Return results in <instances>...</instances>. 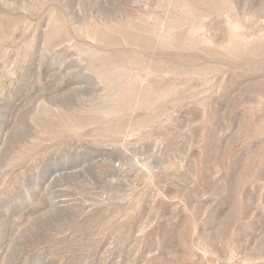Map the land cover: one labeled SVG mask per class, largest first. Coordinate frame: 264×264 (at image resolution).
<instances>
[{
  "label": "rangeland",
  "instance_id": "374dc122",
  "mask_svg": "<svg viewBox=\"0 0 264 264\" xmlns=\"http://www.w3.org/2000/svg\"><path fill=\"white\" fill-rule=\"evenodd\" d=\"M0 264H264V0H0Z\"/></svg>",
  "mask_w": 264,
  "mask_h": 264
},
{
  "label": "bare ground",
  "instance_id": "6f19581e",
  "mask_svg": "<svg viewBox=\"0 0 264 264\" xmlns=\"http://www.w3.org/2000/svg\"><path fill=\"white\" fill-rule=\"evenodd\" d=\"M30 190V188H26V191H29Z\"/></svg>",
  "mask_w": 264,
  "mask_h": 264
}]
</instances>
